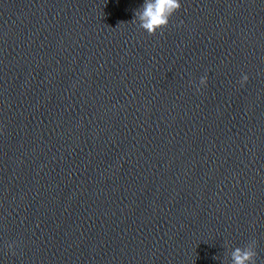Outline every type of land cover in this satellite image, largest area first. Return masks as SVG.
<instances>
[{
	"label": "clouds",
	"instance_id": "1",
	"mask_svg": "<svg viewBox=\"0 0 264 264\" xmlns=\"http://www.w3.org/2000/svg\"><path fill=\"white\" fill-rule=\"evenodd\" d=\"M181 0H144L143 4L134 11L132 23H138L140 29L148 35H155L169 26L171 17L181 9ZM249 77L243 74L239 83L243 86ZM207 85V76H202L199 85L196 86L197 92L201 86ZM11 247V245L9 246ZM257 242L252 240L244 247H235L228 254L230 264H256L258 253L256 251ZM213 259H217L214 256Z\"/></svg>",
	"mask_w": 264,
	"mask_h": 264
}]
</instances>
